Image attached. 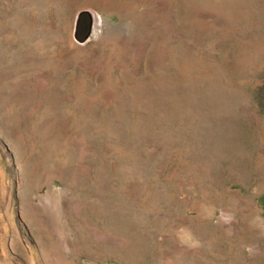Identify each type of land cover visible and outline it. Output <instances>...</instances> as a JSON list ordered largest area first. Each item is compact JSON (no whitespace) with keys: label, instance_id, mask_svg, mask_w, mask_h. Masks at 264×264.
Segmentation results:
<instances>
[{"label":"rangeland","instance_id":"rangeland-1","mask_svg":"<svg viewBox=\"0 0 264 264\" xmlns=\"http://www.w3.org/2000/svg\"><path fill=\"white\" fill-rule=\"evenodd\" d=\"M0 264H264V0H0Z\"/></svg>","mask_w":264,"mask_h":264},{"label":"water","instance_id":"water-1","mask_svg":"<svg viewBox=\"0 0 264 264\" xmlns=\"http://www.w3.org/2000/svg\"><path fill=\"white\" fill-rule=\"evenodd\" d=\"M87 17L90 18L89 16V13L88 12H82V13H79L78 16H77V21H76V31H75V34L77 36V39L80 41V42H85V40L87 39L88 37V30L90 31V25L88 24V20H87ZM86 19L87 20V25L85 27H82L81 29H79L78 31V28H79V25H80V22L82 19ZM90 22V21H89Z\"/></svg>","mask_w":264,"mask_h":264},{"label":"bare ground","instance_id":"bare-ground-1","mask_svg":"<svg viewBox=\"0 0 264 264\" xmlns=\"http://www.w3.org/2000/svg\"><path fill=\"white\" fill-rule=\"evenodd\" d=\"M99 22V21H98Z\"/></svg>","mask_w":264,"mask_h":264}]
</instances>
